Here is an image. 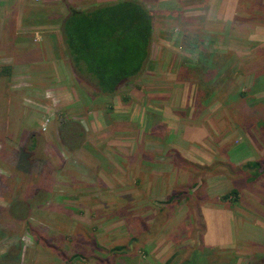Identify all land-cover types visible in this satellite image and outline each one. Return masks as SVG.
I'll use <instances>...</instances> for the list:
<instances>
[{"label": "rangeland", "instance_id": "374dc122", "mask_svg": "<svg viewBox=\"0 0 264 264\" xmlns=\"http://www.w3.org/2000/svg\"><path fill=\"white\" fill-rule=\"evenodd\" d=\"M119 1L0 0V19L26 22V43L11 50L26 62L12 88L25 91V129L17 109L0 115V143L16 155L0 167V193L13 194L0 195V258L20 248V264H264V0H237L232 15L214 23L194 14L202 0H182V17L194 23L172 16L183 12L169 2L148 1L156 19L145 71L115 98H101L71 72L61 27L74 10ZM204 28L212 33L203 48L226 65L210 104L196 105V82L181 68L199 59L185 41ZM8 90L0 83V102ZM70 120L87 133L75 153L59 138ZM172 150L192 166H175ZM254 161L260 167L250 168V179ZM232 189L238 202L224 198ZM205 209L234 214L233 248L207 243Z\"/></svg>", "mask_w": 264, "mask_h": 264}, {"label": "trees", "instance_id": "16d2710c", "mask_svg": "<svg viewBox=\"0 0 264 264\" xmlns=\"http://www.w3.org/2000/svg\"><path fill=\"white\" fill-rule=\"evenodd\" d=\"M179 17L175 16L180 22H195L181 15ZM155 19L154 13L138 0H124L71 12L62 24L61 33L65 54L75 78L90 87L96 96L115 98L125 84L140 78L144 73L151 58ZM190 32L185 30L184 34ZM201 34L194 42L185 41L187 45L199 49V59L191 67L184 65L181 68V76L186 82H196L193 85L198 89L196 105L210 104L215 95L213 86L226 65L216 61V54L203 48L210 34ZM183 36L185 39L186 36ZM187 74L189 76L184 77ZM59 138L67 151L75 153L84 148L87 133L79 121L70 120L59 127ZM172 158L175 166L184 163L192 166L177 151L172 154ZM246 166L249 167L250 179L256 178L250 168H258L260 163L254 161ZM239 194L237 189H232L224 198L238 202ZM19 249L1 257L0 264H20ZM194 263L192 261L191 264Z\"/></svg>", "mask_w": 264, "mask_h": 264}, {"label": "crops", "instance_id": "0c3cea01", "mask_svg": "<svg viewBox=\"0 0 264 264\" xmlns=\"http://www.w3.org/2000/svg\"><path fill=\"white\" fill-rule=\"evenodd\" d=\"M22 1V0H20ZM140 2H142L143 4L146 5V7L148 8V1L150 0H138ZM237 0H202L201 3H196L195 5H193L194 8H196V11L194 14H196V17H199L202 21V23H214L216 21H221L226 19L229 15H232L231 10L234 7L235 3ZM162 2H169L168 4H171L170 6L176 7L179 9V12H183V14L181 16H186L185 13V8L184 10L183 5H184V1L182 0H162ZM110 3H114V2H110ZM176 5V6H175ZM22 6L19 4V7ZM179 6V7H178ZM18 7V8H19ZM182 7V8H181ZM149 9V8H148ZM151 11V10H150ZM172 12V16L175 17V10H173ZM180 13V14H181ZM173 17V18H174ZM234 17L232 19H230V21H233ZM225 22H229V21H225ZM26 26V22H23L21 18L18 17V19H7V18H1L0 19V46L2 47V49L4 50L5 55H0V83H1V87L3 88H9V90L7 91L6 97H3L6 99L7 103H3L0 102L1 104H5L8 108V113H4L0 111V115H13L12 112H16V109L18 110V112H20L18 115H22V116H18L17 118V127L19 130V126H20V130H24L26 127V119H25V109H24V101H26V99L23 97V92L22 94L19 91H15L18 89H12L17 87V85L19 86L20 84H15L16 82L14 81L17 75V73L19 72L20 75H24L25 69H26V62L22 59L23 62H18L16 61V56L14 54V52H12V46L16 45V46H20V45H24L26 43V37H25V27ZM208 31V32H207ZM203 32L207 33V34H211L212 31L208 30L206 28H204ZM38 34V33H37ZM39 36V34H38ZM41 38V36H39ZM5 47V49H4ZM22 70V71H20ZM24 77V76H23ZM22 86L23 88H26L25 85V81H22ZM121 90V89H120ZM123 94V93H122ZM128 96V95H127ZM127 96H122L118 98V102L119 105L121 104V99L122 98H126ZM131 96V95H130ZM21 97H22V101H23V107H22V103H21ZM125 99V100H126ZM21 103V104H20ZM78 102H72L70 103L68 106H78L77 104ZM10 105H12L13 107H11ZM79 106H82V103H79ZM19 109H18V108ZM127 107V106H126ZM22 109V110H20ZM118 112V111H115ZM120 113H124V111H119ZM127 112V111H126ZM22 113V114H21ZM99 113H102L99 110ZM89 117H90V121L93 122V115H98V112H89ZM6 124L4 125L6 132L12 137H10V144L13 141L14 138V125L12 126L10 124L9 118L7 116L6 119ZM90 122V123H91ZM3 127V128H4ZM6 141V140H5ZM15 151L14 149L10 146H8V143H0V167H10L13 166L16 163V158H15ZM25 173V172H24ZM0 177L4 178L3 176L0 175ZM8 179V178H7ZM8 187V185H7ZM10 188L12 187H8L6 190L1 191L4 192V194L1 195L2 199H8V195L9 196H13V194L10 193ZM13 198V197H12ZM15 198H21L20 196H15ZM9 212V209L7 208V212ZM215 210H213V215L208 214V212L204 211V215H205V219H206V227L207 230L209 232L208 236L206 234V240L207 243L210 242L212 244L213 248H224V247H229V248H233L234 247V242H235V225L234 223H236L235 221V217L234 214L231 213L229 210L227 211H221L220 214H218V216L215 215ZM243 229V227H241ZM210 229H212L213 231H211ZM253 230L258 231L257 228H253ZM222 233H226L225 235H222ZM264 231L262 230L260 233H258V235H263ZM264 236V235H263ZM259 238V237H256ZM255 237H253V239H256ZM254 242L256 244H259L258 240H254ZM261 263V262H260ZM260 263H256V264H260ZM254 264V263H253Z\"/></svg>", "mask_w": 264, "mask_h": 264}, {"label": "built area", "instance_id": "2783aa9c", "mask_svg": "<svg viewBox=\"0 0 264 264\" xmlns=\"http://www.w3.org/2000/svg\"><path fill=\"white\" fill-rule=\"evenodd\" d=\"M47 123H49V120H47V122L42 125V131L44 132L47 131Z\"/></svg>", "mask_w": 264, "mask_h": 264}]
</instances>
